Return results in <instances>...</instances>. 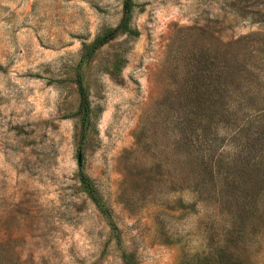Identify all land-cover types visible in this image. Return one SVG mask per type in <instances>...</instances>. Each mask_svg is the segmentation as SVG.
Instances as JSON below:
<instances>
[{"label": "rangeland", "instance_id": "obj_1", "mask_svg": "<svg viewBox=\"0 0 264 264\" xmlns=\"http://www.w3.org/2000/svg\"><path fill=\"white\" fill-rule=\"evenodd\" d=\"M132 3L0 0V264H264V0Z\"/></svg>", "mask_w": 264, "mask_h": 264}, {"label": "trees", "instance_id": "obj_2", "mask_svg": "<svg viewBox=\"0 0 264 264\" xmlns=\"http://www.w3.org/2000/svg\"><path fill=\"white\" fill-rule=\"evenodd\" d=\"M133 11V3L132 0H123V7H122V18L119 25L113 29L108 30L101 36L97 37L92 43L88 45H83L79 67L83 64L89 62L95 52L103 45H105L108 41L113 39L118 33H129L132 35H137L136 32H133L130 28V20ZM76 85L79 97V104H78V115L81 127L83 131H85L88 126L90 125V116H91V108H90V101L89 95L86 87L84 86L83 79L81 74L78 72L76 76ZM78 180L81 185L83 192L90 198V200L95 204L98 210L101 212L105 218L110 220V215L102 201L100 193L94 184L93 180L85 174L82 170L79 171ZM109 225L115 230L114 225L109 222ZM124 264H137L134 257L132 255H124L123 256Z\"/></svg>", "mask_w": 264, "mask_h": 264}, {"label": "water", "instance_id": "obj_3", "mask_svg": "<svg viewBox=\"0 0 264 264\" xmlns=\"http://www.w3.org/2000/svg\"><path fill=\"white\" fill-rule=\"evenodd\" d=\"M77 163H78V167L80 168L82 166V158L80 152L78 153L77 156Z\"/></svg>", "mask_w": 264, "mask_h": 264}]
</instances>
